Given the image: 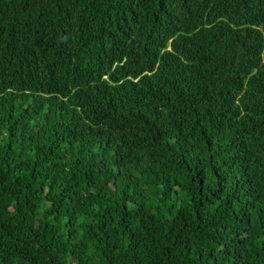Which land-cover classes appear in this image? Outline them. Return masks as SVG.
<instances>
[{
	"label": "trees",
	"instance_id": "1",
	"mask_svg": "<svg viewBox=\"0 0 264 264\" xmlns=\"http://www.w3.org/2000/svg\"><path fill=\"white\" fill-rule=\"evenodd\" d=\"M0 264H264V0H0Z\"/></svg>",
	"mask_w": 264,
	"mask_h": 264
}]
</instances>
